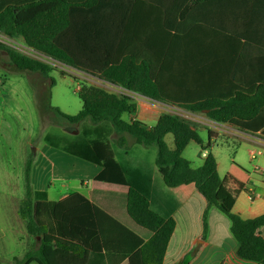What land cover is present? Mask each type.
I'll use <instances>...</instances> for the list:
<instances>
[{"label": "trees", "instance_id": "trees-1", "mask_svg": "<svg viewBox=\"0 0 264 264\" xmlns=\"http://www.w3.org/2000/svg\"><path fill=\"white\" fill-rule=\"evenodd\" d=\"M126 24L124 6H114L108 0H0L1 35L22 40L28 48L103 82L192 113H205L216 123L232 124L251 133L261 131L264 137V85L223 96L208 92L204 84L171 79L168 73L173 54L130 51ZM0 49L18 72L40 74L50 79V88L55 85L50 64L13 47L0 44ZM61 75L67 74L62 71ZM50 88L41 98L36 94L41 113H55L69 127L79 125L81 129L71 134L51 126L46 143L100 166L97 180L127 189L126 193L108 192L110 197L97 202L123 231L114 237L98 230L93 204L80 194L51 201L46 191L34 190L30 157L19 215L37 240L23 257H14L13 264L30 259L42 264H105L106 256L118 250L121 259L129 256V264H163L175 229L172 214L183 202L172 190L189 184L206 199L207 209L217 207L229 217L238 257L264 264L260 231L264 213L244 219L232 212L234 193L219 175L211 141L205 144L191 121L164 113L149 126L134 118L138 108L134 97L87 82L78 91L82 110L68 115L50 105ZM168 135L173 136V144L166 141ZM129 137L135 144L156 149V166L119 149L128 144ZM193 141L208 151L198 167L183 156ZM137 228L146 231L144 236L136 233Z\"/></svg>", "mask_w": 264, "mask_h": 264}, {"label": "crops", "instance_id": "crops-1", "mask_svg": "<svg viewBox=\"0 0 264 264\" xmlns=\"http://www.w3.org/2000/svg\"><path fill=\"white\" fill-rule=\"evenodd\" d=\"M108 2L114 6H124L130 51L173 54L168 73L171 79L191 85L204 84L208 86V92L223 96L233 94L236 89L250 90L264 85V0ZM17 74L0 69V230H12L19 244H22L23 253L16 257H23L37 240L31 238L26 223L19 215L20 202L26 195L25 175L30 157L33 159L31 184L34 190L46 191L51 201H61L74 193L82 195L93 204L98 230L117 236L116 233L123 231L122 228L109 218L110 214L97 202L106 197L108 192L126 193L127 189L97 180L102 172L100 166L48 145L45 137L51 127L35 143L40 125L36 92L28 73L27 77ZM99 81L109 85L111 91L134 97L138 107L134 118L143 122L150 119L157 123L162 114L170 111L167 107L180 109ZM140 108L141 115L138 113ZM217 124L229 127L231 136L254 143L241 144L240 149L259 152L253 161L250 156L251 171H248L249 165L240 160L243 158L239 157L238 151L226 166V160L221 162L213 146L211 148L222 181L234 193L232 212L244 219L260 216L264 213V137L261 131L251 133L232 124ZM65 131L71 134L79 132H73V127H67ZM119 149L133 152L141 162L150 161L156 166V149L131 144L129 140ZM47 152L59 158H46ZM63 153L65 156H62ZM207 154L208 151L200 147L197 156L201 164L198 166L204 163ZM222 166L225 168L224 173H221ZM86 170L90 173L88 179L78 174ZM57 180H60L59 186ZM70 181H76L82 189H71ZM52 189L57 192L56 198L49 194ZM172 191L178 198H183V202L172 214L175 229L163 264H259L238 257V243L231 233L229 217L217 207L207 209L206 199L192 184L182 185ZM135 231L141 236L146 233L141 228ZM260 231L264 237V226ZM114 237L111 238L119 244ZM3 239L4 235L1 234L0 240ZM120 252L118 250L106 256L105 264H129V256L121 259L118 255ZM13 260L14 257L12 260L3 259L2 264H13ZM25 264L42 263L30 259Z\"/></svg>", "mask_w": 264, "mask_h": 264}, {"label": "rangeland", "instance_id": "rangeland-1", "mask_svg": "<svg viewBox=\"0 0 264 264\" xmlns=\"http://www.w3.org/2000/svg\"><path fill=\"white\" fill-rule=\"evenodd\" d=\"M0 44L9 47L16 48L17 50L23 52L26 55H29L33 58L42 60L51 66H53L54 71L51 73V77L55 80V85L50 88V79L42 77L40 74L36 73H28L31 83L34 85V90L38 96L41 98L45 95L46 91L50 88V99L49 103L51 106L57 107L63 113L68 115H75L79 111L82 110V101L79 99L78 91L80 89V85L82 83H91L96 86L105 87L108 90H112V88L100 82L99 80L92 78L90 75L86 73L80 72L72 67L59 63L49 57H46L34 50L29 49L26 47L23 42L10 40L6 36L0 34ZM0 69H4L8 73H18L19 76H26L25 72H18L8 63V56L5 50L0 49ZM65 72L67 75H61V72ZM89 79V80H88ZM32 86V85H31ZM79 87V88H78ZM140 100V99H139ZM141 103V100L139 101ZM170 109L168 113L177 114L181 117L189 120L192 122L194 127H196L200 137L203 139V142L207 144L211 141V145L214 148V151L217 152L218 159L220 161L225 162V165L228 166V161L235 156V152L238 151V155L241 161L246 162L248 166V171H251L249 158H250V151L249 149H240L241 144H254L250 141H246L244 139H240L236 136H231L228 132L230 131L229 127L218 125L216 122L211 121L207 118L205 113H192L186 111L182 108H174V107H167ZM40 115L38 116V120L40 121L39 125V132L35 143H38L44 131H46L51 126H57L65 131L67 127H69L67 121L62 117L58 116L55 113H45L42 114L41 111L38 109ZM139 115L142 113V109L140 108L138 111ZM145 123L155 125V120L146 119L144 120ZM90 122L87 120L86 124ZM74 131L77 132L81 129V126H73ZM213 129V130H211ZM209 132L212 134V138L209 137ZM116 137V136H115ZM129 142L131 144L134 143V139L129 137ZM166 141L169 144H173V136L168 135L166 137ZM38 145V144H37ZM211 146V148H212ZM34 150V148H33ZM200 150V145L196 142H191L189 147L184 151L183 156L192 162L193 165L198 166L201 164V159L197 156ZM62 156H65L64 153ZM54 157L52 154L47 152L46 158ZM59 157H54L53 160L58 159ZM66 158V157H65ZM253 161V160H252ZM224 166L221 167V173H224ZM74 170V168H73ZM75 171V170H74ZM79 175H83L85 179H88L89 172L88 170L84 171L83 173L78 172ZM56 184L60 185V180L56 181ZM69 187L71 189H75V187L82 189L81 185L76 181L71 182ZM47 189V188H46ZM84 189V188H83ZM85 190V189H84ZM49 194L52 198H56L57 192L55 190H50ZM4 235V239L0 240V264H2L3 259L12 260L13 257L19 256L23 253V246L18 242L15 235L13 234L12 230H0V235ZM32 238V237H31ZM33 239V238H32ZM31 239V240H32ZM32 242V241H31ZM2 259V260H1Z\"/></svg>", "mask_w": 264, "mask_h": 264}, {"label": "built area", "instance_id": "built-area-1", "mask_svg": "<svg viewBox=\"0 0 264 264\" xmlns=\"http://www.w3.org/2000/svg\"><path fill=\"white\" fill-rule=\"evenodd\" d=\"M259 155V152L258 151H255V150H250V156H251V159L254 160L256 159V157Z\"/></svg>", "mask_w": 264, "mask_h": 264}, {"label": "water", "instance_id": "water-1", "mask_svg": "<svg viewBox=\"0 0 264 264\" xmlns=\"http://www.w3.org/2000/svg\"><path fill=\"white\" fill-rule=\"evenodd\" d=\"M69 130V129H68Z\"/></svg>", "mask_w": 264, "mask_h": 264}]
</instances>
